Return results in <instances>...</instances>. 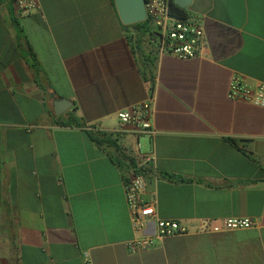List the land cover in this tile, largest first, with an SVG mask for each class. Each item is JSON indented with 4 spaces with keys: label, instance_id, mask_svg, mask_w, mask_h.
Wrapping results in <instances>:
<instances>
[{
    "label": "crops",
    "instance_id": "1",
    "mask_svg": "<svg viewBox=\"0 0 264 264\" xmlns=\"http://www.w3.org/2000/svg\"><path fill=\"white\" fill-rule=\"evenodd\" d=\"M33 2L0 0V264H264V108L228 97L264 84V0H190L203 46L187 60L135 48L113 0ZM145 102L151 132L118 124ZM130 172L185 233L128 250L153 234L131 227Z\"/></svg>",
    "mask_w": 264,
    "mask_h": 264
},
{
    "label": "built area",
    "instance_id": "2",
    "mask_svg": "<svg viewBox=\"0 0 264 264\" xmlns=\"http://www.w3.org/2000/svg\"><path fill=\"white\" fill-rule=\"evenodd\" d=\"M172 0H143L146 41L156 55L168 54L177 59L187 60L199 55L203 46V31L200 22L185 14L178 18L170 11ZM34 8L33 0H14L13 9L16 15L25 14ZM228 97L242 100L264 108V84L253 87L233 79L228 86ZM148 102L134 105L119 111L115 117L119 125H127L135 132L149 131ZM145 184L142 178L132 172L122 178V189L129 214L131 227L135 231L145 229L149 221L153 222V234L133 240L127 244L130 252L153 246L152 239L181 235L185 229L175 221L159 220L155 215L153 202L142 199ZM248 219H225L224 229L248 228Z\"/></svg>",
    "mask_w": 264,
    "mask_h": 264
},
{
    "label": "water",
    "instance_id": "3",
    "mask_svg": "<svg viewBox=\"0 0 264 264\" xmlns=\"http://www.w3.org/2000/svg\"><path fill=\"white\" fill-rule=\"evenodd\" d=\"M190 0H172L173 5L178 9H184ZM113 5L123 26H129L140 23L144 20L143 0H113ZM53 113L58 116L65 110L69 109L71 104L65 99L55 100L52 103Z\"/></svg>",
    "mask_w": 264,
    "mask_h": 264
},
{
    "label": "trees",
    "instance_id": "4",
    "mask_svg": "<svg viewBox=\"0 0 264 264\" xmlns=\"http://www.w3.org/2000/svg\"><path fill=\"white\" fill-rule=\"evenodd\" d=\"M170 11H171V13L173 15H175L178 18L185 17V13H184L183 9H178L174 5H171L170 6ZM121 28L123 29V31L127 32L128 34H129V30H132L131 31V34H129V37L128 38H129V40H132L133 41L132 43H134L135 48L137 47L136 46V43H139L140 41L145 42L146 45L148 46L147 41H146L147 39H146V36H145V34H146L145 22H140V23H137V24L129 25V26H123V25H121ZM150 53H154V51L152 50V52H150ZM32 60H34L33 59V56H32ZM149 62H151V61L150 60H147V65L150 64ZM145 73L147 74L148 79L151 80L152 79V71H151V68H146ZM68 124L74 125V126H80L78 120L76 118H74V117H71L69 119ZM93 141L97 145H100V144L113 145V143H114L112 140H110L108 137H106L104 135H100L99 138H97V137L93 138ZM227 141H228V143L231 146H233L234 148H237V144H236L235 141H233L231 139L230 140H227ZM118 154L120 156V159L127 160L129 163H132V160L130 158H128L126 155H124V153L118 152Z\"/></svg>",
    "mask_w": 264,
    "mask_h": 264
},
{
    "label": "rangeland",
    "instance_id": "5",
    "mask_svg": "<svg viewBox=\"0 0 264 264\" xmlns=\"http://www.w3.org/2000/svg\"><path fill=\"white\" fill-rule=\"evenodd\" d=\"M132 30H129V32H131Z\"/></svg>",
    "mask_w": 264,
    "mask_h": 264
}]
</instances>
